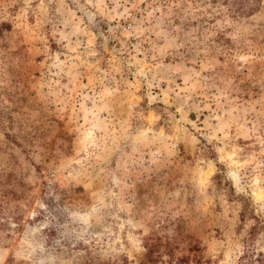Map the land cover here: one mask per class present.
Returning a JSON list of instances; mask_svg holds the SVG:
<instances>
[{"label": "rangeland", "instance_id": "1", "mask_svg": "<svg viewBox=\"0 0 264 264\" xmlns=\"http://www.w3.org/2000/svg\"><path fill=\"white\" fill-rule=\"evenodd\" d=\"M0 264H264V0H0Z\"/></svg>", "mask_w": 264, "mask_h": 264}, {"label": "trees", "instance_id": "2", "mask_svg": "<svg viewBox=\"0 0 264 264\" xmlns=\"http://www.w3.org/2000/svg\"><path fill=\"white\" fill-rule=\"evenodd\" d=\"M246 1V0H245ZM253 4H251V5H247V6H245V10H247V9H249L248 10V12H253L255 9H256V7H254V6H252ZM181 261H184V259H181Z\"/></svg>", "mask_w": 264, "mask_h": 264}]
</instances>
